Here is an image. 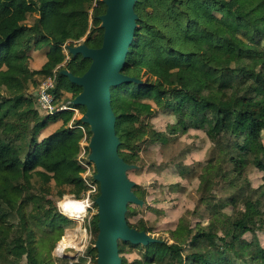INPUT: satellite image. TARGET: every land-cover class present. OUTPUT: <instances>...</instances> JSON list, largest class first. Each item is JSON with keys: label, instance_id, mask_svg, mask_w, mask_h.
I'll return each mask as SVG.
<instances>
[{"label": "trees", "instance_id": "obj_1", "mask_svg": "<svg viewBox=\"0 0 264 264\" xmlns=\"http://www.w3.org/2000/svg\"><path fill=\"white\" fill-rule=\"evenodd\" d=\"M99 2L0 0V264H55L68 223L58 203L66 196L82 200L90 191L80 163L82 151L91 152L82 148L80 129L90 142V126L73 121L70 109L42 114L38 88L56 74V108L86 113L72 106L83 88L63 72L81 77L92 64L71 48L102 47L105 30L98 24L107 7ZM135 12V37L121 73L136 81L112 87L111 99L118 153L132 167L128 179L134 183L132 171L154 178L134 184L141 203L135 211L128 205L127 223L154 242L121 243L139 253L135 264H264V249L250 248L245 239L264 232V0H137ZM192 130L212 142L205 154ZM255 172L262 174L257 187ZM168 175L175 182L164 193ZM92 181L96 202L100 184ZM195 181L196 208L180 217L169 239L151 237L143 217L130 222L145 213L150 186L169 207L173 195H188ZM94 206L95 241L87 255L97 264ZM205 219L217 233L206 231Z\"/></svg>", "mask_w": 264, "mask_h": 264}, {"label": "water", "instance_id": "obj_2", "mask_svg": "<svg viewBox=\"0 0 264 264\" xmlns=\"http://www.w3.org/2000/svg\"><path fill=\"white\" fill-rule=\"evenodd\" d=\"M136 2L106 0L107 13L100 17L105 30L102 47L91 49L81 44L70 49L73 55L92 60L90 68L81 77L63 72L72 84L83 88L72 105L86 108L81 121L91 127L93 134L89 159L96 168L94 180L100 184V196L96 200L99 210V234L95 245L97 264H121L119 242L144 245L154 242L127 223L128 205H138L141 201L132 191L134 183L127 176L132 167L118 153L120 140L116 135L117 120L111 99L112 87L136 81L121 73L137 28ZM62 255L74 259L78 251L74 247H65Z\"/></svg>", "mask_w": 264, "mask_h": 264}, {"label": "rangeland", "instance_id": "obj_3", "mask_svg": "<svg viewBox=\"0 0 264 264\" xmlns=\"http://www.w3.org/2000/svg\"><path fill=\"white\" fill-rule=\"evenodd\" d=\"M100 1H102V3L99 2L96 3L95 5L103 7L102 4H104L106 0H100ZM98 27H102L101 19H100V24H98ZM63 50L68 55V51H69L68 48L65 47ZM67 109L74 111L75 116L73 121L81 120L83 118V115L79 112L77 108L67 106ZM73 121L70 122L71 123L70 125L74 126L72 127L74 129L76 125H74ZM156 124L159 127H164V125L166 124V120L159 118L156 120ZM47 127L49 128L44 129L41 139L51 135V133L55 131V128H57L56 125L53 127L51 126H47ZM80 130L81 133L84 134V139L82 140L81 143L82 148H84L85 146H89L90 142L87 131L84 128ZM191 133L192 135L198 136L203 141V147L201 153L205 154L206 151L213 145L212 142L208 139V137L203 131L192 130ZM83 152L84 151H82V153ZM89 157L90 154L85 156V163L91 168V176L92 179H94V176L96 175V168L95 165L90 161ZM128 175L130 179L134 182V184H138V185L141 183L152 184L154 180V178L145 171L140 175H137L135 172L132 171L129 172ZM261 176L262 174L259 172L254 173L253 175L254 187H257L259 185ZM220 180H221V175L219 176L217 181L219 182ZM174 182L175 180L171 175L166 176L162 180V186L164 187L163 192L166 193L169 190L168 189L169 186L172 185ZM197 186H198V181H195L194 184L192 185V190L188 195H184V194L173 195L174 200L172 205L169 207L165 203H163V198L161 196L158 198L153 197L156 194V190L152 188V186H150L149 196L151 197L148 198V203L143 206V208H145V213L141 212V214L138 215L137 217H130L129 218L130 222L135 223L136 221L139 220V218L143 217L150 225V227H152L150 233L151 237L153 238L163 237V239L165 238L169 239L170 230L176 227L180 217L183 214H185L187 211H193L196 208L197 205L196 200L198 198L197 195L194 193V190L197 188ZM88 194L89 193H87V195L84 196V199L77 200L79 202L77 201L73 202V203H82L84 205L87 203L86 205L87 209L86 206L83 205L85 209H83L84 211L82 212H78L76 208L74 209V213H66V212L64 213L62 211L63 206L67 201L76 200L74 197L66 196L58 203V210L64 216V218L68 220V223H66L64 226L65 227L64 237L58 243L56 249L53 252V256L56 261L55 264H95L93 262V258L87 255V250L89 249V247H91L94 244L95 241L92 219L97 214V209L94 206V203L96 202H93L91 198H88ZM61 204H62V210L60 208ZM156 208L166 210V215H162V216L158 215L154 210H152ZM135 209H136V205L132 204L131 210L135 211ZM224 211L225 213L230 214L231 208L228 207ZM75 212L78 215H74ZM197 219L199 220V218ZM201 222H203V226L205 227L208 233L215 234L218 232V228L208 219L202 220ZM67 236L72 237L70 239L71 240L70 243L67 246L74 247L78 251V255L74 259L64 257L62 253H59L57 251L59 249L58 247H61L64 238H66ZM245 239L250 242V248L261 246L264 249V232L258 231L254 233H248L245 236ZM137 245H141V244H137ZM119 249H120L119 250L120 257L126 258L128 260V264H135V261L140 259L139 253L135 252V250L131 249L130 247L123 245V243L121 242H119ZM140 249H143V246H140Z\"/></svg>", "mask_w": 264, "mask_h": 264}, {"label": "built area", "instance_id": "obj_4", "mask_svg": "<svg viewBox=\"0 0 264 264\" xmlns=\"http://www.w3.org/2000/svg\"><path fill=\"white\" fill-rule=\"evenodd\" d=\"M56 88V74L54 77L47 79L42 83L38 90V106L39 111L44 115H54L60 111L66 110L67 107L56 108L55 106V94ZM85 151L80 155V163L85 168L86 172L83 175L84 180L90 191L88 192V198H91L93 194L97 192V186L92 181L91 168L85 163Z\"/></svg>", "mask_w": 264, "mask_h": 264}, {"label": "bare ground", "instance_id": "obj_5", "mask_svg": "<svg viewBox=\"0 0 264 264\" xmlns=\"http://www.w3.org/2000/svg\"><path fill=\"white\" fill-rule=\"evenodd\" d=\"M77 200H74V201H72V200H70V201H67L66 203H65V205L63 206V210H62V204H61V210L65 213H74V209L76 208L77 209V211L78 212H82V211H84L83 209H85V207L84 206H86L87 205V203L84 205V204H82V203H73V202H76ZM77 202H79V201H77ZM84 205V206H83ZM86 209H87V206H86ZM74 215H78L76 212H75V214ZM72 237L71 236H67L66 238H64V240H63V243H62V245H61V247H58L59 249L57 250L59 253H62V251H63V249L70 243V239H71ZM77 245V244H76ZM68 247V246H67ZM77 247V246H76Z\"/></svg>", "mask_w": 264, "mask_h": 264}, {"label": "crops", "instance_id": "obj_6", "mask_svg": "<svg viewBox=\"0 0 264 264\" xmlns=\"http://www.w3.org/2000/svg\"><path fill=\"white\" fill-rule=\"evenodd\" d=\"M43 132H44V130H43ZM43 132H42V133H43ZM45 138H46V137H45ZM42 139H44V138H42Z\"/></svg>", "mask_w": 264, "mask_h": 264}]
</instances>
